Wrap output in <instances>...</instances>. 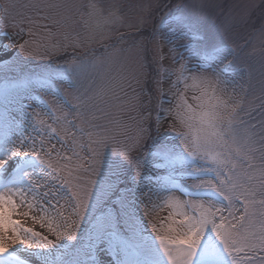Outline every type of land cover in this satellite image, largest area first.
Returning a JSON list of instances; mask_svg holds the SVG:
<instances>
[{
	"label": "snow or ice",
	"instance_id": "6c2138e0",
	"mask_svg": "<svg viewBox=\"0 0 264 264\" xmlns=\"http://www.w3.org/2000/svg\"><path fill=\"white\" fill-rule=\"evenodd\" d=\"M44 7L52 10V15L40 19L60 27L62 21L55 18L60 6ZM89 7L94 10L90 15L95 14L96 6ZM28 23L37 24L32 18ZM161 25L153 33L159 60L166 59L163 49L167 47L172 63L178 65L166 69L161 63L156 69L160 78L153 79L163 96L166 78L176 75L168 88L175 102L168 107L163 102L157 105L156 136L162 139L151 146L141 145V140L155 138L146 135L151 123L140 127L131 147L112 148L116 159L107 167L105 150L119 143L109 124L96 122L99 117L95 112L103 115L99 102L107 82L74 97L78 103L71 107L87 130L80 124L71 131L66 129L71 144L65 142L62 147L70 155L55 145L47 148L43 140L27 134L31 129L39 135L37 126L44 121L38 120L41 113L35 109L24 111L22 103L39 84L62 110L65 101L55 87L60 73L4 84L0 90L5 101L0 114V172L5 174L0 181V258L10 257L23 264L13 253L18 246L51 249L61 241L81 239L80 252L71 264H103L102 255L108 257V264H150L144 241L150 226L151 237L167 264H197L198 257L199 264H264V133L247 124L242 103L227 93L228 82L221 79L222 42L198 18L183 13L168 15ZM42 27L51 35L49 25ZM27 45L25 41L18 48L24 52ZM51 47L55 50L57 45ZM26 55L33 56V52ZM82 66L70 61L69 78ZM13 102L19 104V114L8 110ZM40 105L45 114L56 119L47 102L41 100ZM169 116V131L162 133L160 128ZM147 118L142 117L141 124ZM63 119L71 128L67 114ZM51 132L55 134V129ZM76 147L85 153L83 157ZM137 149L144 155L129 159ZM257 159L258 165L253 162ZM102 170L106 171L103 182ZM146 170H154L152 187L147 190L140 187ZM82 173L89 179L83 180ZM187 180L193 183L187 192L181 191ZM185 195L193 198L183 199ZM165 207L169 209L165 218L154 216ZM22 208L27 211L21 212ZM33 212L39 215L31 219L41 228L46 226L54 240L15 218ZM209 235L211 241L205 244Z\"/></svg>",
	"mask_w": 264,
	"mask_h": 264
},
{
	"label": "rangeland",
	"instance_id": "374dc122",
	"mask_svg": "<svg viewBox=\"0 0 264 264\" xmlns=\"http://www.w3.org/2000/svg\"><path fill=\"white\" fill-rule=\"evenodd\" d=\"M46 4L60 6L55 10V18L62 21L60 27H52L49 21L40 19L44 15H52V10L44 7ZM89 5L96 6L95 14L90 15L94 10ZM177 13L198 18L215 35L217 41L222 42L224 56L220 67L229 73L224 71L221 79L228 82L227 93L242 103L243 112L247 114V124L255 125L257 133H264V0H0V90L9 81L59 72L55 85L65 101L62 110L57 107L54 97L42 91L39 84L34 85L22 103L26 105L24 111L31 113L35 109L41 113L38 120L44 121L37 126L39 135L31 129L27 134L37 141L43 140L47 148L55 145V149L65 153L62 143L71 144L66 129L71 131L76 124H80L87 130V125L77 118L76 111L71 107L78 103L74 97L107 82L105 95L102 102H99L103 115L95 112L99 117L96 122L109 124L119 141L105 150L107 167L109 161L116 159L112 148L131 147L140 127L147 128L151 123L149 133L155 138L141 140V145L151 146L162 139L156 136V117L159 111L157 105L163 102L168 107L175 102L168 88L176 80V75L166 78L163 96L157 90L153 79L160 78L156 69L161 63L166 69L177 68L178 65L172 63L167 47L163 49L166 59L162 62L159 60L160 49L153 33L161 25L163 18ZM28 18H32L37 24L29 25ZM42 25H49L51 35ZM25 41H28V45L21 52L18 45ZM52 45H57V48L53 50ZM27 52H33V56L26 55ZM73 60L83 66L78 74L69 78V62ZM93 63L95 67H92ZM121 77L128 79L122 81ZM179 87L183 90L182 84ZM40 98L51 104L56 119L42 111L38 100ZM4 108L5 101L0 95V114L4 113ZM8 110L19 114V104H9ZM65 114L72 124L71 128L63 119ZM142 117H148L143 124ZM171 119L169 116L163 122L160 128L162 133L169 131ZM51 129H55V134H52ZM2 135L3 129L0 128V136ZM61 136L64 137L63 142L60 140ZM75 151L81 157L85 155L79 147ZM143 155L137 149L131 152L129 159ZM253 162L257 165L260 163L258 159ZM152 171L154 170H146L141 188L147 190L152 187ZM81 175L83 180L89 179L86 173ZM105 175L106 171L102 170L101 182ZM4 178L5 174L1 172L0 181ZM192 183L191 180L185 181L183 188L188 190L187 186ZM217 201L223 203L222 200ZM20 211L27 209L22 208ZM168 211L165 207L154 213V216L163 219ZM32 215L39 213L33 212L29 217L21 215L15 218L24 227H31L54 240L55 236L46 226L41 228L39 223L33 221ZM83 227L86 231L88 224L85 223ZM84 231L81 237L84 236ZM151 234L152 229L149 226L144 241L150 264H167ZM210 241L209 235L205 244ZM68 244L71 245L67 249H61ZM81 244L82 240L78 239L73 242L61 241L51 249L29 250L23 247L19 257L23 264H71L78 256ZM64 258L66 261L60 263ZM199 260L200 257L197 258V264ZM0 264L5 263L0 261ZM256 264L260 262L257 261Z\"/></svg>",
	"mask_w": 264,
	"mask_h": 264
},
{
	"label": "bare ground",
	"instance_id": "6f19581e",
	"mask_svg": "<svg viewBox=\"0 0 264 264\" xmlns=\"http://www.w3.org/2000/svg\"><path fill=\"white\" fill-rule=\"evenodd\" d=\"M0 174H1V172H0ZM22 249H23V246H18V247H16L14 250H13V253L15 254V255H17V256H21L22 254ZM101 259H102V261H103V264H108V258H107V256H104V255H102L101 256Z\"/></svg>",
	"mask_w": 264,
	"mask_h": 264
}]
</instances>
